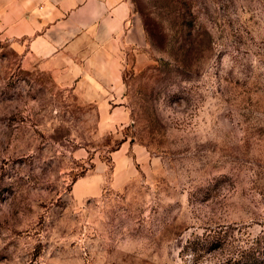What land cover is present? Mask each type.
Returning <instances> with one entry per match:
<instances>
[{"label": "rangeland", "instance_id": "374dc122", "mask_svg": "<svg viewBox=\"0 0 264 264\" xmlns=\"http://www.w3.org/2000/svg\"><path fill=\"white\" fill-rule=\"evenodd\" d=\"M128 1L110 128L0 29V264H191L264 228V0Z\"/></svg>", "mask_w": 264, "mask_h": 264}, {"label": "crops", "instance_id": "0c3cea01", "mask_svg": "<svg viewBox=\"0 0 264 264\" xmlns=\"http://www.w3.org/2000/svg\"><path fill=\"white\" fill-rule=\"evenodd\" d=\"M130 13L128 0H0V29L22 69L71 85L82 102L95 105L96 124L104 129L125 121L117 61ZM121 146L141 154L138 146Z\"/></svg>", "mask_w": 264, "mask_h": 264}, {"label": "trees", "instance_id": "16d2710c", "mask_svg": "<svg viewBox=\"0 0 264 264\" xmlns=\"http://www.w3.org/2000/svg\"><path fill=\"white\" fill-rule=\"evenodd\" d=\"M183 251L192 256L191 264H264V228L255 235L244 227L236 234L221 227L204 229L186 240Z\"/></svg>", "mask_w": 264, "mask_h": 264}]
</instances>
